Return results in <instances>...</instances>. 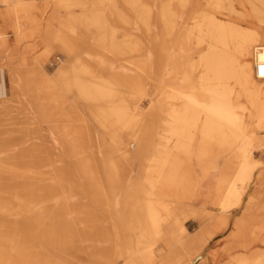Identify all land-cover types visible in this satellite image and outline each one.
I'll list each match as a JSON object with an SVG mask.
<instances>
[{"label":"rangeland","instance_id":"rangeland-1","mask_svg":"<svg viewBox=\"0 0 264 264\" xmlns=\"http://www.w3.org/2000/svg\"><path fill=\"white\" fill-rule=\"evenodd\" d=\"M55 1L35 0L37 9L34 14L39 26L43 27L46 21L50 20L54 8L57 7ZM117 1L115 5L120 13L115 12V8L108 2L100 4V0L69 2L71 15H74L73 17L69 15L67 20L77 26L76 33L82 35V40L89 46L81 56L86 59L90 56L104 59L107 55L103 52L106 47L114 50V55L112 54L113 59L108 61L110 65H107L104 59L99 62L103 67L89 69L92 81L89 84L80 85L72 79H68V83L57 81L63 93L53 94L55 103L59 106L58 111L56 110L59 119L55 128L57 134L47 136L43 141L42 134L46 131L50 132L51 129L37 120L36 128L32 126L21 131H7L0 137V157L9 162L7 172L9 186L13 191L12 207L16 209L18 203H24L37 210L42 207L47 214L44 221L43 244L45 256L50 264H144L135 242L140 225L135 220V216L133 219L127 217L123 206L127 198L134 203H141V212L146 213L150 209L151 215L159 214L156 215L157 220L154 218L153 220L166 219L168 223L163 225V231L169 227L170 222L173 223V219L178 218L183 222L190 236L199 232L204 224H214V221L210 220L220 216L233 222L239 221L249 228L248 233L252 231L254 234L259 223L258 219L264 218V120L254 116L255 106L250 103L248 89L239 87L236 83L231 84L235 93V111L243 117L242 128L251 142L245 147L246 151L250 152L251 161L244 175L245 192L241 199H225V192L216 193V181L205 182L203 174L195 171L193 167L190 174L192 183L187 191L192 201H170L160 192V188H164L162 184L168 172L167 165L164 167L161 165L164 155L170 160L175 159L187 165L190 160H195L196 153H199L200 149L205 152L206 157L208 156V160L213 159L218 153L235 155L242 148L241 141L233 137L224 140L203 139L199 131L204 117L202 114L198 127L187 129L186 125L180 122V117H177L178 113L171 112L168 104L169 95H167L169 85L174 88H180L182 85L195 92L204 85V81L200 80L203 68L200 65L194 77L183 75L180 83L166 77L170 66L166 59V51L160 48L162 25L158 22L156 13L153 14L150 22L156 45L146 41L148 46L143 45L140 48L141 53L139 50L134 52L131 62L135 64L127 65V61L120 59L123 53L119 54L117 49L124 40L146 38L140 35L141 24L137 22L129 6H125L123 0ZM245 10L249 8L234 3L232 8L226 11L228 19L225 21L234 20L240 27L251 28L252 26L241 24L236 20L245 13ZM55 14L67 18L64 8H59ZM120 15L126 18L120 19ZM80 19L83 20H81L83 24ZM124 20L127 21L128 26ZM2 22L0 17V25ZM104 24H107V27L100 29ZM202 38L204 42L201 46H197L194 41L191 47L192 58L195 60L208 47L205 34H202ZM143 57L148 60L147 64H139ZM64 59L62 53L55 48L48 57L44 70L34 67L12 73L9 69L0 67L8 82L4 98H23L30 103L34 100L35 94L40 91H50L45 82L50 80L52 84L55 83L53 80L57 77ZM31 60L32 57H29L28 61ZM26 81H29L28 84ZM257 82L261 83L259 80ZM65 84H68L67 90L64 89ZM199 95L201 99L206 100L205 96ZM130 108L137 110L131 114ZM131 116L134 117V122L126 132L124 125L126 121L121 122V118L127 120ZM29 117V122L32 124L35 117L32 115ZM23 125L20 118L18 125L14 127ZM76 125L77 127H74ZM72 129L82 134L86 142L84 147L69 146V141L74 137L70 132ZM187 130L193 134L191 140L186 137ZM130 132L139 138L147 137V139L141 147L142 154L138 153L133 160L126 161L114 147L111 136L114 135L127 146L130 142L128 138ZM58 138H61V142ZM188 149L189 155L186 153ZM73 153L74 156L88 157L90 160L88 167L93 171L92 178L84 176L73 163L79 159L72 157ZM110 161L117 162L115 165L117 170L121 168L124 173L111 177L113 169H109ZM145 168L148 170L144 171ZM234 174L235 172L230 176L233 177ZM216 177L219 178L218 175ZM241 183L237 181V188L241 189L244 186ZM150 185L157 186L159 192L156 193V189L154 192ZM165 189L167 187L163 191ZM28 198H35L31 205L30 202L28 204ZM148 201L152 203L148 204ZM217 201L219 205L214 203ZM167 210L170 211L169 216L168 214L165 216ZM14 221L16 229L12 236L15 247L5 242L0 251L11 248L14 264H26L23 255L25 252L20 246L25 239L26 228L30 226L21 219L15 218ZM2 230L3 227H0L1 232ZM230 233L232 229L228 228L221 234L211 237L206 249L201 253V259L195 264H204L208 249L217 248L216 251L220 252L229 241L227 238ZM244 238L248 242L253 240L250 234H246ZM153 240L151 248L156 254V262L153 264H163L167 253L163 241L156 238ZM257 247H260L259 244L252 249ZM261 249L264 251V245ZM2 264L9 263L3 261Z\"/></svg>","mask_w":264,"mask_h":264},{"label":"bare ground","instance_id":"bare-ground-1","mask_svg":"<svg viewBox=\"0 0 264 264\" xmlns=\"http://www.w3.org/2000/svg\"><path fill=\"white\" fill-rule=\"evenodd\" d=\"M100 1V4L108 2L110 6L115 8V12H121L115 5L118 2L117 0ZM123 1L126 4L125 6H129L130 11L134 13L137 22L141 24V31L139 32L146 39L143 38L144 41H142L139 38L132 40L125 38L126 40L117 49L119 54L123 53L120 59L127 61V65L135 64L131 62L134 58V52L139 50V53H141L140 48L143 45L148 46L146 41L156 45L150 28L153 14L156 13L158 22L162 25L160 48L162 47L166 51L162 49L166 53V59L170 66L166 77L173 82L180 83L183 75L194 77L200 65H202L204 74L200 78L201 81H204V85L195 92L182 85H180V88L169 85L167 95H169L168 104L171 112L178 113L177 117H180V122H183L187 129L197 128L202 114L204 117L199 131L203 139L221 138V140H224L233 137L235 140L240 139L242 146L235 155L218 153L211 160H208V156L206 157L205 152L200 149L199 153H196V157L194 155L196 161L190 160L187 165L183 162L179 163L175 159L170 160L164 155L161 165L163 167L167 165L168 172L162 186L167 187V189L163 191L164 188H160V192L170 201H192L193 199L187 191L188 186L192 183L190 174L194 169L203 174L205 182L216 181L215 191L216 193L219 191L225 192V199H241L242 194L245 192L244 175L251 161L250 152L246 151L245 147L251 142L245 136L242 128L243 117L235 111V93H233V85L231 84L236 83L239 87L248 89L250 103L255 106L254 116L264 120V78H259L256 75L257 64L264 62V0ZM34 2L35 0H0V17L3 21L0 25V67H5L12 73L29 68L33 69L34 67L35 69L44 70L45 64H47L46 61L55 48L62 53L65 59L60 66L57 77L53 80L55 83L52 84L50 80L45 82L50 91H40L35 94L34 100L30 101L31 104L23 98H3L0 100V137L5 135L7 131H21L32 128V126L36 128L35 123L40 120L47 128L51 129L50 132L46 131L42 134L43 141H45L47 136L57 134L55 128H57L56 125L59 121L57 119L59 106L55 103L53 94L62 93L57 81L68 83V79H72L80 85L89 84L92 82L89 69L103 67L99 62L101 63L104 59L107 65H110L108 61L113 59L114 50L112 51L108 49L109 47H106L103 51L107 54L104 59L96 56H90L89 59L84 58L81 53L89 46L82 40V35L79 36L76 33L77 26L67 20L72 12L69 7L70 0H56L57 7L54 8L50 20L48 19L43 27L37 24L38 20L34 14L37 8H35ZM96 3L98 4V2ZM234 3L249 8L236 20L241 24L252 26L251 28L240 27L234 20L225 21V19H228L226 11L231 9ZM257 6L262 8L260 9ZM59 8H64L66 11V19L65 17L56 16L55 11L57 12ZM83 11L85 12V9ZM72 15L71 17H73ZM125 18L126 16L120 15V19ZM124 23L127 24V21L124 20ZM90 25H93V23ZM106 27L107 24H104L100 26V29ZM202 34H205L206 40H208V47L195 60L192 58L191 47L194 41H196L197 46H201L204 42ZM113 36H115V33ZM124 37L126 36L124 35ZM37 39L39 40L36 41ZM101 43L104 44V42ZM103 44L102 46H104ZM105 45L107 46V44ZM29 57H32L31 62L28 61ZM147 61L143 57L139 64H147ZM257 80L261 83H258ZM28 82L26 81V84ZM64 89H68V84L64 85ZM60 93L59 95H61ZM199 94L205 96L206 100L201 99ZM175 109L176 111H174ZM129 110L131 113L137 108H130ZM30 115L35 117L34 125L29 122ZM20 118L24 125L15 128L14 126L18 125ZM121 122H125V131L127 132L134 122V117L131 116L130 119L128 117L127 120L121 118ZM74 127H77V125ZM74 129L70 131L74 134V137L69 141V146L84 147L86 142L82 134ZM186 137L191 140L193 134L188 131ZM128 138L130 142L126 146L122 144L120 139H117L114 135L111 136L114 147L126 161L133 160V157L138 153L142 154L141 147L147 139V137L139 138L133 132H130ZM58 141L61 142V138H58ZM186 153L189 155V149L186 150ZM72 157L79 158L76 163L75 161L73 163L82 171V174L87 178H92L93 171L88 167L90 165L88 157L74 156V153ZM189 158L191 157L189 156ZM116 163L110 161L109 167H111L109 169H113L111 177L113 175L120 176L124 173L121 168L118 169L119 171L117 170ZM8 169V160L0 157V227L4 229L2 232L0 231V250L5 242L9 243L11 247H15L12 236L16 229L14 219H21L30 226L26 228L25 239L20 246V249L22 248L25 252L23 255L26 264H50L45 256L43 244L44 221L47 214L42 207L37 210L24 203H18L16 209L12 207L13 191L8 182ZM146 170L148 169L145 168L144 171ZM233 172L235 174L231 177L230 175ZM217 175L219 178L216 177ZM176 178L179 179L176 180ZM237 181L242 182L241 184L244 185L241 189L237 188ZM150 187L157 190H154V192H159L157 186L150 185ZM34 199L28 198V204L30 202L31 205ZM151 203L152 201H148V204ZM214 203L216 205L220 204L218 201ZM140 204L138 202L134 203L130 198L125 199L123 202L127 217L133 219L135 216V220L140 225L135 242L144 264L156 262V254L151 248L155 238L163 241L164 250L167 251L163 264H195L201 259V253L206 249L210 238L221 234L223 230L228 228L232 229V233L227 238L229 241L221 248L220 252L216 251L217 248L208 249L205 253L204 264H264V251L261 249L264 245V218L258 219L257 222L259 223L254 234L252 231L248 233L249 228L239 221L233 222L220 216L210 220L211 222L214 221V224L206 223L199 232L190 236L185 225L178 218L173 219V223L170 222L169 227L163 231V225L168 223L166 219L161 218L159 221H155L157 220L156 215L159 214L151 215L150 209L146 213L141 212ZM169 212L167 210L165 216L167 214L169 216ZM202 223L204 222L202 221ZM202 223L200 224L202 225ZM246 234H250L253 240L246 241L244 238ZM258 244L260 247L252 249ZM13 260L11 248L10 250L5 249L3 252L0 251V264L3 261L14 264Z\"/></svg>","mask_w":264,"mask_h":264},{"label":"crops","instance_id":"crops-1","mask_svg":"<svg viewBox=\"0 0 264 264\" xmlns=\"http://www.w3.org/2000/svg\"><path fill=\"white\" fill-rule=\"evenodd\" d=\"M8 82L5 79V74L2 69H0V100L4 98L7 92Z\"/></svg>","mask_w":264,"mask_h":264},{"label":"built area","instance_id":"built-area-1","mask_svg":"<svg viewBox=\"0 0 264 264\" xmlns=\"http://www.w3.org/2000/svg\"><path fill=\"white\" fill-rule=\"evenodd\" d=\"M256 75L259 78H264V62H259L256 66Z\"/></svg>","mask_w":264,"mask_h":264}]
</instances>
